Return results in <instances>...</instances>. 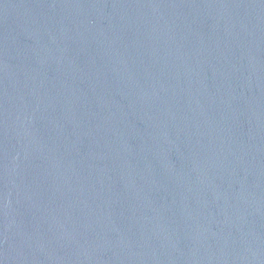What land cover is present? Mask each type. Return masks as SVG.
<instances>
[{
  "label": "water",
  "instance_id": "95a60500",
  "mask_svg": "<svg viewBox=\"0 0 264 264\" xmlns=\"http://www.w3.org/2000/svg\"><path fill=\"white\" fill-rule=\"evenodd\" d=\"M0 264H264V0H0Z\"/></svg>",
  "mask_w": 264,
  "mask_h": 264
}]
</instances>
